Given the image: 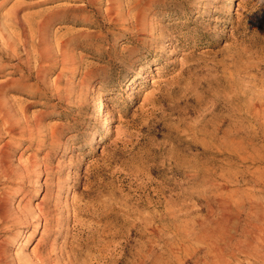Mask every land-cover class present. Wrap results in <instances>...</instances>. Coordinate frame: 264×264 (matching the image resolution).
<instances>
[{"label": "rangeland", "instance_id": "obj_1", "mask_svg": "<svg viewBox=\"0 0 264 264\" xmlns=\"http://www.w3.org/2000/svg\"><path fill=\"white\" fill-rule=\"evenodd\" d=\"M147 1L121 0L126 14L131 3L135 8L161 3L147 6L141 30L144 36L130 33L133 23L116 24L107 0L9 2L7 8L20 2L22 12L31 13L58 5L86 7L85 11L73 9L66 20L58 19L49 26L53 40L64 39L78 64L62 77L63 82L71 77L69 86H62L69 87L70 98L60 99L46 90L59 69L39 84L45 94H32L31 90L8 93L23 103L31 120L40 118L46 129L43 142H24L21 150L23 160L34 156L39 162L32 180L0 181V193L6 189L13 193L10 203L15 218L0 224V240H10L8 253L13 264L20 253L32 256L36 242L42 251L54 246L60 249L66 236L67 246L74 245L71 258L59 253L55 264H107L112 260L126 264L135 249L129 237H148L140 224L134 227L131 221L137 209L155 227L164 229L160 239L152 237L157 242L155 264L160 259L166 264L169 257L161 255L162 250L168 241L175 245L178 226H192L208 214L204 206L213 201L208 199L212 193L205 196V186L225 185L220 191L256 188L242 186L241 180L221 178L223 172L230 175L229 157L216 149L205 151L200 142L205 139L202 128L208 127L214 115L264 108V0H234L233 8L229 7L232 0ZM160 34L158 43L150 41ZM9 62L12 59L3 60ZM141 68L147 76L136 79ZM135 79L137 85L132 88ZM101 96L106 103L103 117L95 112ZM106 119L112 121L111 134L100 143ZM53 129L58 141L52 146ZM92 131L95 138L90 137ZM19 154L16 148L15 164ZM258 167L238 159L235 171H245L250 178L249 173ZM47 193L48 204L60 207L58 233L48 238L32 228V246L17 250L20 222L25 220L18 207L32 205L37 215L36 203ZM261 201L264 205V197ZM75 202L83 207L81 221L74 219L73 208L63 209L66 203ZM133 227L138 229L136 234ZM180 255L182 264H199V251ZM232 261L246 264L248 260L241 256Z\"/></svg>", "mask_w": 264, "mask_h": 264}, {"label": "bare ground", "instance_id": "obj_2", "mask_svg": "<svg viewBox=\"0 0 264 264\" xmlns=\"http://www.w3.org/2000/svg\"><path fill=\"white\" fill-rule=\"evenodd\" d=\"M10 1L0 0V77H4L0 80V140L5 139L3 142L0 141V181L4 179L6 182H11L21 179L25 182L26 180L31 181L33 175L37 173L39 162L33 159L34 156L23 160L24 152L21 151L23 144L27 141L33 143L35 140L43 142L46 138V129L40 118L31 120L25 112L23 103L9 97L8 93L10 91L25 92L31 90L32 94H45L46 92L44 93L40 87L41 83H46L48 75L50 73L54 74L59 69L57 76L46 87V90L57 98H70V95L67 94L69 87L62 86H69L71 77H65L66 82H63L62 77L72 72L73 69H77L78 64L69 53L68 44L63 41L64 39L56 38V41L53 40L49 26L58 19L66 20L67 15L73 9L74 11H85L86 7L85 4H80L77 7L58 5L55 8L38 11L39 13H31L22 12L23 4L20 2H15L10 8H7ZM97 1L89 0L93 3ZM107 1L109 4L107 9L113 17L112 20L116 24L133 23L130 25V33L141 36L145 35V33H141V30H143L144 16H147L145 14L147 6L161 4L153 1L154 3L149 2L150 4L146 3L142 7L135 8V6H130L131 3L128 6L129 12L126 14L121 0ZM233 4L234 0L230 2L229 7L233 8ZM133 9H137L135 15L130 13L131 10L133 12ZM99 36H102L101 32ZM160 38L161 34L150 41L158 43ZM7 58L12 59V62L4 64L3 60ZM187 66L189 65L187 64ZM7 67L10 69L9 72L6 70ZM142 76H147V72L145 74L143 68L138 71L136 79ZM31 79H35L36 82H31ZM136 79L133 81L132 88L137 85ZM171 79L174 80L172 77ZM127 86L130 87L129 84ZM133 97L134 95H131V98ZM105 107V98L101 96L96 104L95 112L103 117ZM105 124V129L100 134V143L106 141L111 134L112 121L106 119ZM207 126L201 130L205 132V139L200 142L205 146L206 150H204L216 149L220 155L230 159V175L223 172L220 177L227 181L236 180L240 182L241 180L240 184L242 186H255L256 188L220 191L225 185L205 186V196L212 193L208 199L213 201V204L204 206L208 214L192 226H189V224L184 227L178 226L179 232H174L176 238L173 242L175 245L172 246L168 241L161 255L169 257L166 264H175L176 261L182 264L181 253L191 254L198 251L199 264H231L233 259H239L241 256L247 258L246 264H264V205L263 200L261 201L264 197V108H256L254 112L246 114L228 113L222 117L214 115ZM51 134L53 140L51 145L53 146L58 141L57 133L53 129ZM90 137L95 138V131L91 132ZM16 148L20 150L18 164H15L13 160ZM238 159L249 160L260 167L253 172H248L249 178L245 171H235ZM45 167L48 169L47 164ZM232 168L234 170H231ZM56 186L57 189H61L60 184ZM18 191L22 192V190ZM258 193L262 194L263 197ZM12 195V191L7 189L0 193V224H8L15 218L10 203ZM38 196L39 193L37 198ZM49 196V193L43 195L42 199L36 203L37 215L33 214L32 205L25 204L21 207L20 204L18 207L20 216L25 217V220L20 222L22 223L21 227H23L16 240L17 250H21L22 246L26 248L32 246L33 238H29L32 228L36 233L46 234L48 238H52L58 233L60 207L49 205ZM81 207L82 205H77V202H75L73 204L66 203L63 209L73 208L74 219L81 221L83 214V207ZM140 218H143L141 222L139 221ZM148 220L150 218L141 216V210H133L131 220L133 226L137 227L140 224L147 231L148 237H144L143 234L139 238L134 235V237L132 235L129 237L128 241L134 242L135 249L126 264H155V256L157 255L155 245L157 242H154L152 235L159 238L161 227H155ZM163 231L164 229L161 230V232ZM137 232L138 229L134 228L133 233L136 234ZM67 238L68 236L65 237L60 249L53 247V243L51 245L52 250H49V248L45 251H42L40 246L37 245L39 242H36V245L32 248V256L20 253L16 258L17 264H55L59 253H61L60 255L67 253V257L71 258L69 252L72 253L74 245L68 247ZM52 241V239L48 241V244ZM9 243L8 238L0 240V264H13L8 253ZM107 245L109 246V244ZM115 245L117 246V244ZM157 263L163 264L161 259ZM107 264H119V261L112 260Z\"/></svg>", "mask_w": 264, "mask_h": 264}]
</instances>
